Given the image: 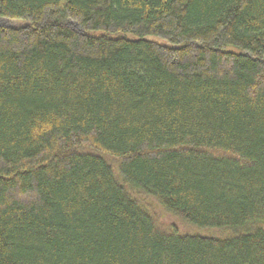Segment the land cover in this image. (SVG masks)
Returning <instances> with one entry per match:
<instances>
[{
	"label": "trees",
	"instance_id": "obj_1",
	"mask_svg": "<svg viewBox=\"0 0 264 264\" xmlns=\"http://www.w3.org/2000/svg\"><path fill=\"white\" fill-rule=\"evenodd\" d=\"M0 18V264H264V0Z\"/></svg>",
	"mask_w": 264,
	"mask_h": 264
},
{
	"label": "rangeland",
	"instance_id": "obj_2",
	"mask_svg": "<svg viewBox=\"0 0 264 264\" xmlns=\"http://www.w3.org/2000/svg\"><path fill=\"white\" fill-rule=\"evenodd\" d=\"M20 21H10L6 20L3 18H0V26H18L20 25ZM72 27L75 29H80L76 24L71 23ZM161 218L163 219L164 222L166 223H175L178 225V227L181 229L182 232L184 233H190V234H198V235H216L215 231L207 230L204 228H196L191 225L187 226L181 219L176 220V218H172L171 216H167L166 214H161Z\"/></svg>",
	"mask_w": 264,
	"mask_h": 264
}]
</instances>
